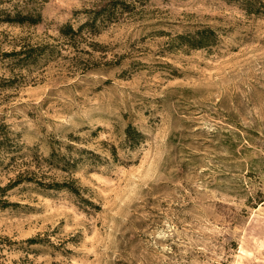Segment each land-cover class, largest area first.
I'll use <instances>...</instances> for the list:
<instances>
[{"label":"rangeland","instance_id":"1","mask_svg":"<svg viewBox=\"0 0 264 264\" xmlns=\"http://www.w3.org/2000/svg\"><path fill=\"white\" fill-rule=\"evenodd\" d=\"M102 1L45 0L40 24L0 25V117L21 146L0 182L27 170L48 184L73 179L92 203L13 189L0 257L264 264V0L260 14L241 0H145L97 34L61 33ZM203 27L215 44L175 40ZM25 46L46 48L25 66L3 56ZM52 151L77 169L45 161Z\"/></svg>","mask_w":264,"mask_h":264},{"label":"trees","instance_id":"2","mask_svg":"<svg viewBox=\"0 0 264 264\" xmlns=\"http://www.w3.org/2000/svg\"><path fill=\"white\" fill-rule=\"evenodd\" d=\"M143 1L145 0H104L96 7L83 11L87 17L78 29H76L72 23H67L61 28V33L71 39H76L84 30H87L91 34H97L101 29V25L112 21L117 12L130 10L131 7L135 6L136 2ZM241 1L248 12L260 14V7L263 5L261 0ZM44 2L45 0H0V25L34 26L40 24L43 21L41 5ZM217 37V33L214 29L211 27H203L190 33L178 35L175 40L191 49H203L215 44ZM45 48V46H25L21 47L19 50L16 49L11 52H6L3 56L8 58L11 62L14 61L16 64L25 66L27 64H33L35 61V54L43 53ZM8 85L9 84H4L2 86ZM133 132V128L129 126L126 130L128 140L139 141V138H142L141 133L134 135ZM20 149L21 146L18 137L10 129L5 120L0 117V166L5 163L6 159L15 157ZM114 152H117L116 149H114ZM80 153L84 155L88 152L81 151ZM45 161L57 167H61L65 171H74L78 167V159L66 158L56 151H52ZM21 185H34L37 188L56 192L67 191L80 200L92 204L81 196V191L76 180L72 179L70 181L48 184L40 179L35 171L27 170L25 172H20L15 179H11L6 185H2L0 182V209L18 206V203H13L9 201L8 198L9 193ZM29 242L32 244L35 243V240H30ZM0 264H7V261L3 257H0ZM13 264L31 263L28 259H23L15 261Z\"/></svg>","mask_w":264,"mask_h":264}]
</instances>
